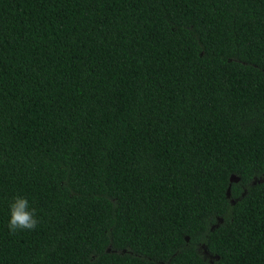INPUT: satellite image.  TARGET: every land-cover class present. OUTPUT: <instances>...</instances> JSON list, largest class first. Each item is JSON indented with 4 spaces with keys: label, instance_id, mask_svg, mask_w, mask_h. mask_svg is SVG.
Wrapping results in <instances>:
<instances>
[{
    "label": "trees",
    "instance_id": "1",
    "mask_svg": "<svg viewBox=\"0 0 264 264\" xmlns=\"http://www.w3.org/2000/svg\"><path fill=\"white\" fill-rule=\"evenodd\" d=\"M263 176L264 0H0V264H264Z\"/></svg>",
    "mask_w": 264,
    "mask_h": 264
},
{
    "label": "clouds",
    "instance_id": "2",
    "mask_svg": "<svg viewBox=\"0 0 264 264\" xmlns=\"http://www.w3.org/2000/svg\"><path fill=\"white\" fill-rule=\"evenodd\" d=\"M9 216L8 228L13 234L19 230H34L39 223L37 210L30 207L26 197L19 195L9 204ZM201 252L203 254L204 250Z\"/></svg>",
    "mask_w": 264,
    "mask_h": 264
},
{
    "label": "water",
    "instance_id": "3",
    "mask_svg": "<svg viewBox=\"0 0 264 264\" xmlns=\"http://www.w3.org/2000/svg\"><path fill=\"white\" fill-rule=\"evenodd\" d=\"M263 178H264V176H263ZM233 180H237V178L236 177H233V178L230 179V181H233ZM229 195H230V185H229V187L227 188V191H226V196L229 197ZM230 202L234 203V200L231 199Z\"/></svg>",
    "mask_w": 264,
    "mask_h": 264
}]
</instances>
